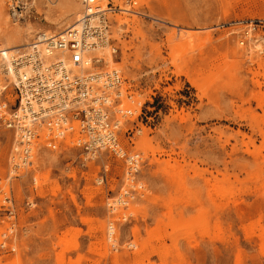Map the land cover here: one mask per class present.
<instances>
[{"label":"rangeland","instance_id":"obj_1","mask_svg":"<svg viewBox=\"0 0 264 264\" xmlns=\"http://www.w3.org/2000/svg\"><path fill=\"white\" fill-rule=\"evenodd\" d=\"M14 1L18 20L0 0V51L83 11ZM114 1L129 10L109 14V63L140 103L119 139L139 168L60 144L13 171L0 128V240L15 222L0 264H264V0Z\"/></svg>","mask_w":264,"mask_h":264},{"label":"built area","instance_id":"obj_2","mask_svg":"<svg viewBox=\"0 0 264 264\" xmlns=\"http://www.w3.org/2000/svg\"><path fill=\"white\" fill-rule=\"evenodd\" d=\"M82 5L79 25L57 33L40 31L9 60L0 58V128L14 134L11 169L30 166L38 146L54 149L66 144L80 148L87 157L106 150L123 158L127 175L133 178L141 156L127 153L119 131L140 103L122 87L120 70L108 67L104 51H99L107 43L111 54L116 52L109 14L124 9L114 0H82ZM10 14L16 20L22 17L14 0ZM3 200L10 203L7 214L13 216L10 193ZM6 229L1 233L0 256L7 250L4 233L12 232L15 222Z\"/></svg>","mask_w":264,"mask_h":264},{"label":"bare ground","instance_id":"obj_3","mask_svg":"<svg viewBox=\"0 0 264 264\" xmlns=\"http://www.w3.org/2000/svg\"><path fill=\"white\" fill-rule=\"evenodd\" d=\"M85 10V8H84V6H83V11ZM124 10L125 11H127V10H129V9H127V8H124ZM82 11V12H83ZM94 16V15H93ZM95 16H97V15H95ZM94 16V17H95ZM82 18H83V15H82V13L80 14V16L78 17V19L76 20V22L75 23H73V24H71L69 27H71V26H73V25H79L80 23V21L82 20ZM249 35V34H248ZM101 41H105V39L104 38H102V40ZM30 42H28L27 44H25L24 46H23V48L22 49H24L28 44H29ZM103 48L102 49H99V51H101V54H102V52H103V61H105L106 62V64H107V66L108 67H114V66H111L110 65V63H109V59H108V57L109 56H111L112 54H111V52H110V49L109 48H111V47H109L108 45H107V43H104V45L102 46ZM109 47V48H108ZM98 49H97V51H98ZM94 51H96V50H94ZM16 52H10V51H6V50H3V51H0V58L1 59H6V60H9V58H10V56L11 55H14ZM98 55V54H97ZM117 68V67H116ZM118 69V68H117ZM125 92H123V91H121V95H122V97H124L125 96ZM120 95V96H121Z\"/></svg>","mask_w":264,"mask_h":264}]
</instances>
